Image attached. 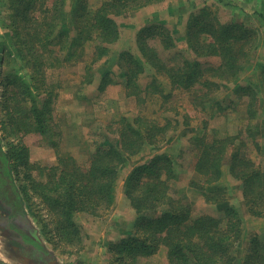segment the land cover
Listing matches in <instances>:
<instances>
[{
    "label": "rangeland",
    "instance_id": "obj_1",
    "mask_svg": "<svg viewBox=\"0 0 264 264\" xmlns=\"http://www.w3.org/2000/svg\"><path fill=\"white\" fill-rule=\"evenodd\" d=\"M100 2L65 0L69 11L67 33L61 36L60 44L41 50L37 40L30 49L31 39L26 34L31 28L29 19L33 29L38 23L36 30L39 31V12L34 10L25 19L17 17L18 21L14 22L8 0H0V35L5 38L0 78L9 97L8 128L3 143L11 155V164H19L17 185L26 217L57 264H122L123 261L114 260L118 257L117 243L134 231L138 214L124 193V181L138 162H145L157 153L171 158L175 178L169 180L170 193L190 203L192 216L209 214L222 218L226 207L220 208L205 199L206 190L201 189L200 176L194 170L198 138L202 141L230 139L234 144H243L239 146L244 154L264 170V18L261 17L264 16V0H164L127 15L115 16L119 25L118 39L107 44L106 56L91 63L93 43L81 41L83 33H78V29L88 28L81 14ZM205 5L220 21H236L258 32V45L251 53L247 71L233 82L221 81L206 73L213 84H196L183 89L172 87L166 76L145 64L144 71L135 80L140 92L127 94L126 77L116 60L119 54L129 52L140 56L137 35L147 36L146 31H140L149 27L151 32L161 28L172 36L174 46L169 49H164L158 40L148 39V44L156 48L165 61L173 64L183 60L182 57L195 58L187 47L186 23L191 12ZM107 57L112 60L111 66L106 63ZM199 60L205 67L220 63L216 56ZM28 82L33 86L27 87ZM246 83L257 96L253 107L257 117L253 119L246 112V97L235 89L236 84ZM38 91L47 95L50 110L43 132L35 127V116L30 110L32 97L34 102L40 100V94L36 95ZM18 110H21L19 114ZM122 117L129 121L140 117L145 124L166 125L167 133L156 141L159 147L147 143L142 152L132 154L122 163L115 185V202L108 210L99 207L76 211L72 214L73 225L62 228L58 216L45 204L32 183H45L50 174H55L53 179L57 180L63 168L75 167L85 172L90 154L97 146L118 142L116 127L121 125ZM25 122L31 123L26 125ZM250 122L254 128L248 131ZM22 133L27 138H23ZM255 142L260 149L255 147ZM230 150L231 147L223 161V174L215 184L227 187L226 204L237 210L241 218V236L231 250L234 259L230 264H243L248 254L251 259L252 247L259 246L251 240L264 242V214L256 216L247 212L241 183L229 173ZM71 161L76 164H70ZM191 180L196 183L192 184ZM251 260L256 264L255 258ZM134 264H168L164 246L160 245L150 256L138 257Z\"/></svg>",
    "mask_w": 264,
    "mask_h": 264
},
{
    "label": "trees",
    "instance_id": "obj_2",
    "mask_svg": "<svg viewBox=\"0 0 264 264\" xmlns=\"http://www.w3.org/2000/svg\"><path fill=\"white\" fill-rule=\"evenodd\" d=\"M47 1L49 0H8L10 16L14 22L19 17L25 19L34 10L41 16L39 31L36 30L38 23L33 29V23L29 19L31 28L26 34L31 39L30 49H33L32 43L36 40L41 50L48 47L50 49L60 44L61 36L67 33L66 19L69 11L66 10L65 0H50V4ZM162 2L164 0H101L92 10L84 11L81 17L87 21L88 28H79L78 33H83L79 38L81 41L88 40L93 43L91 63L106 56L107 44L118 39L119 25L114 19L115 16L127 15ZM148 28L140 31H146L147 36L137 35L140 56L121 52L116 59L121 66V73L126 77L127 94L140 92L141 88L135 80L144 71L145 64L166 76L172 87L189 89L196 84H213L210 76L233 82L247 71L251 53L258 45V32L255 29L232 20L220 21L216 13L205 5L197 12H191L186 23L187 47L195 58L182 57L183 60L171 64L159 55L156 48L148 44V39L152 38L158 40L164 49H169L174 46L171 34L161 28H155L152 32ZM210 56L218 57L220 63L205 67L199 59ZM111 61L107 57V65L111 66ZM26 86L33 84L28 82ZM34 88L38 89L35 85ZM103 88L104 85L101 89ZM235 89L242 91L243 97H246L249 118L257 117L253 108L257 96L252 86L247 83L236 84ZM39 94L38 91L36 95ZM46 96L41 93L40 100L35 102L32 97L33 103L30 106L35 116V127L41 132L45 130L50 117ZM20 111H17L18 114ZM121 121V125L116 127L118 142L97 146L90 154L89 167L85 172L75 167L66 170L63 168L58 173L57 180L53 179L55 174H50L45 183H32L45 204L58 216L62 228L73 225L72 214L76 211L99 207L108 210L115 202V185L122 163L132 154L142 152L143 145L147 143L159 147L156 141L160 137L163 139L167 133L166 125L145 124L140 117H136L135 121L122 117ZM30 123L25 122L26 125ZM253 128L250 122L247 130L251 131ZM198 140L194 170L200 176L201 189L206 190V201L220 208L226 206L222 218L209 214L192 216L190 203L180 197L175 198L170 193L169 180L175 178L171 158L165 153H157L145 162H138L126 176L124 193L138 214L134 231L117 243L118 257L114 260L123 261L122 264H134L138 257L150 256L162 245L166 250L168 264H230L233 261L231 250L233 251L241 236V218L237 210L226 204L227 187L215 183L223 174V161L231 147L229 173L241 183L247 212L259 216L264 214V170L255 166L252 159L244 154L243 148H240L243 144L239 146L230 139ZM255 147L261 148L257 142ZM262 148L264 149V144ZM61 162L68 164L64 160ZM10 164V153L4 151L0 145V166L10 170ZM70 164L76 163L71 161ZM191 183L196 182L191 180ZM0 199L5 198L0 196ZM251 241L252 244L259 245L252 247L251 259L255 258L256 264H264V242L259 243L255 239ZM251 259L248 254L243 264H254Z\"/></svg>",
    "mask_w": 264,
    "mask_h": 264
},
{
    "label": "flooded vegetation",
    "instance_id": "obj_3",
    "mask_svg": "<svg viewBox=\"0 0 264 264\" xmlns=\"http://www.w3.org/2000/svg\"><path fill=\"white\" fill-rule=\"evenodd\" d=\"M3 39L5 38L0 35V68L4 63ZM1 91L2 89L0 93ZM5 114V106L0 107V145L7 152L3 143V136L7 131ZM17 165L19 164H10V170L0 166V196L5 198L0 199V234L6 243L4 247L11 253L12 258L21 263L23 261L26 264H57L51 252L44 249L34 226L26 217L22 196L17 185ZM0 264L8 263L0 256Z\"/></svg>",
    "mask_w": 264,
    "mask_h": 264
},
{
    "label": "crops",
    "instance_id": "obj_4",
    "mask_svg": "<svg viewBox=\"0 0 264 264\" xmlns=\"http://www.w3.org/2000/svg\"><path fill=\"white\" fill-rule=\"evenodd\" d=\"M3 46V45H2ZM0 89H2L1 93H0V107L5 106L6 108V116H7V110H8V92L6 89V86H4L3 80L0 78ZM6 128H8V124H6ZM22 137L23 138H27L26 135L24 136V133H22ZM5 241L4 238L1 236L0 234V256L2 257L3 260H5L8 264H26L25 262L22 261L19 262V260L12 258L11 253H9L8 251H6L5 247H4Z\"/></svg>",
    "mask_w": 264,
    "mask_h": 264
}]
</instances>
